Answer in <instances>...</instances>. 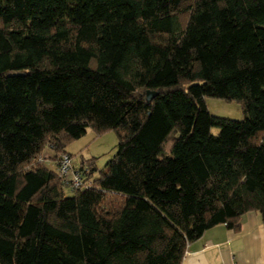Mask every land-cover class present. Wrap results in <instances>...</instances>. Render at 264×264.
I'll return each instance as SVG.
<instances>
[{"label": "trees", "instance_id": "1", "mask_svg": "<svg viewBox=\"0 0 264 264\" xmlns=\"http://www.w3.org/2000/svg\"><path fill=\"white\" fill-rule=\"evenodd\" d=\"M88 129L116 153L74 187L39 157ZM248 212L264 224V0H0V264H181Z\"/></svg>", "mask_w": 264, "mask_h": 264}, {"label": "crops", "instance_id": "2", "mask_svg": "<svg viewBox=\"0 0 264 264\" xmlns=\"http://www.w3.org/2000/svg\"><path fill=\"white\" fill-rule=\"evenodd\" d=\"M239 229L217 225L187 246L181 264H264V224L256 212L244 214Z\"/></svg>", "mask_w": 264, "mask_h": 264}, {"label": "rangeland", "instance_id": "3", "mask_svg": "<svg viewBox=\"0 0 264 264\" xmlns=\"http://www.w3.org/2000/svg\"><path fill=\"white\" fill-rule=\"evenodd\" d=\"M206 105L208 111L213 116L232 120H242L243 118V110L239 102L207 98ZM211 133L216 135L218 130L213 127L211 128ZM117 143L118 138L113 130L98 134L92 129H88L81 138L70 142L65 147V150L69 156L71 155L73 166L76 165L79 167L92 161L97 171H102L116 153ZM44 154H48L47 149L44 150ZM39 159L42 161L40 164L46 163L45 166L56 170V166L53 163L57 162L58 159L56 161H51L49 156L45 155L42 157L40 156ZM66 193L68 196L71 194L69 191Z\"/></svg>", "mask_w": 264, "mask_h": 264}, {"label": "built area", "instance_id": "4", "mask_svg": "<svg viewBox=\"0 0 264 264\" xmlns=\"http://www.w3.org/2000/svg\"><path fill=\"white\" fill-rule=\"evenodd\" d=\"M39 161L42 162L40 159ZM72 161L73 159L68 154H61L55 163L56 171L63 181H69L74 187H79L82 184V180L76 172Z\"/></svg>", "mask_w": 264, "mask_h": 264}, {"label": "water", "instance_id": "5", "mask_svg": "<svg viewBox=\"0 0 264 264\" xmlns=\"http://www.w3.org/2000/svg\"><path fill=\"white\" fill-rule=\"evenodd\" d=\"M157 92H154V91H147L146 92V100L148 101V102H150V101H152V99L155 97V96H157Z\"/></svg>", "mask_w": 264, "mask_h": 264}]
</instances>
